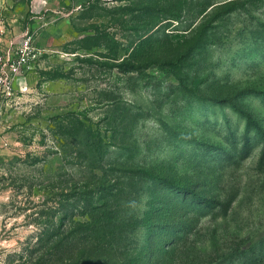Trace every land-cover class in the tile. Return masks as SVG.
Here are the masks:
<instances>
[{"label":"rangeland","instance_id":"rangeland-1","mask_svg":"<svg viewBox=\"0 0 264 264\" xmlns=\"http://www.w3.org/2000/svg\"><path fill=\"white\" fill-rule=\"evenodd\" d=\"M0 17L36 53L0 94V264H264V0Z\"/></svg>","mask_w":264,"mask_h":264},{"label":"built area","instance_id":"built-area-1","mask_svg":"<svg viewBox=\"0 0 264 264\" xmlns=\"http://www.w3.org/2000/svg\"><path fill=\"white\" fill-rule=\"evenodd\" d=\"M8 22L0 17V94L9 96L13 93L14 80L36 56L32 45V35L26 34L17 45L15 54L8 56L3 50L4 38L7 35Z\"/></svg>","mask_w":264,"mask_h":264},{"label":"trees","instance_id":"trees-1","mask_svg":"<svg viewBox=\"0 0 264 264\" xmlns=\"http://www.w3.org/2000/svg\"><path fill=\"white\" fill-rule=\"evenodd\" d=\"M141 9L145 8V14H146V18H145V27H144V31L141 35V37H143L141 39V43H143V41H151L154 37H157L158 36V30H153L152 32H150L152 29H153V26L156 24V18L159 17V14L162 12V13H167V10L165 11H161L162 10V7H159L157 4H147L144 6H140ZM167 14H170V13H167ZM171 15V14H170ZM178 21L180 20V14H176L174 15ZM156 17V18H155ZM170 17V16H169ZM249 129V127H248ZM247 129V130H248ZM247 143H248V140H247ZM247 143H245L243 145V148L245 146V148H247Z\"/></svg>","mask_w":264,"mask_h":264},{"label":"crops","instance_id":"crops-1","mask_svg":"<svg viewBox=\"0 0 264 264\" xmlns=\"http://www.w3.org/2000/svg\"><path fill=\"white\" fill-rule=\"evenodd\" d=\"M6 49V48H5ZM5 49L3 48V50L5 51Z\"/></svg>","mask_w":264,"mask_h":264}]
</instances>
